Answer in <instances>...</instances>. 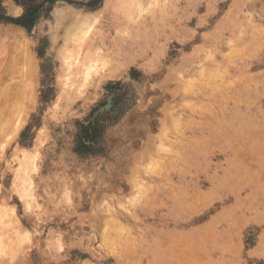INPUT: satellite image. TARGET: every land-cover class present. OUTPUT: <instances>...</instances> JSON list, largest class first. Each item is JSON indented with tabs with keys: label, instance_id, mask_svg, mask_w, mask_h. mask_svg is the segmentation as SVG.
<instances>
[{
	"label": "rangeland",
	"instance_id": "374dc122",
	"mask_svg": "<svg viewBox=\"0 0 264 264\" xmlns=\"http://www.w3.org/2000/svg\"><path fill=\"white\" fill-rule=\"evenodd\" d=\"M15 45L0 264H264V0H0Z\"/></svg>",
	"mask_w": 264,
	"mask_h": 264
},
{
	"label": "bare ground",
	"instance_id": "6f19581e",
	"mask_svg": "<svg viewBox=\"0 0 264 264\" xmlns=\"http://www.w3.org/2000/svg\"><path fill=\"white\" fill-rule=\"evenodd\" d=\"M138 3V2H137ZM142 5V4H141ZM140 5V6H141ZM133 6V5H132ZM143 6V5H142ZM134 7V6H133ZM137 7V6H136ZM135 7V8H136ZM139 8V7H138ZM144 8V7H143ZM138 15V14H137ZM86 28V27H85ZM83 29H84V27H83ZM84 33V32H83ZM78 34H79V32H78ZM75 35H77V34H75ZM83 35H81V37H82ZM76 41V40H75ZM75 44H77V45H79V42H76ZM74 45V44H73ZM72 46V45H71ZM70 46V47H71ZM23 47V46H22ZM25 47V46H24ZM73 47H76V46H73ZM78 47V46H77ZM77 47H76V49H77ZM17 49H19L18 48V46H14V47H12V50L10 51L9 49H8V51H10V53L13 51V50H15V56H14V54H11L12 55V57L9 55L8 56V54L6 55V56H8V58H9V60H7V63H4V64H2V65H0V140L1 139H3L5 136H6V134L8 133V135L10 134V135H12L13 136V130H14V127H16L17 128V126H21L22 124H23V122L25 121V118H26V115L28 114L27 113V109L26 110H24V109H22L24 106L22 105V102L23 101H21V100H23V99H25V97H28L29 98V94L30 93H28L29 92V89L27 88V87H25V85H26V83H24L23 84V82H22V80H21V82L20 81H18L19 80V78H16L17 77V75H16V72L15 71H18L19 72V70H21L22 69V71L23 70H25V69H23V68H21V69H19L18 67H20V65H21V63H19L18 62V64L16 63V61L17 60H15V58L13 59V57H17V55H19L18 54V52L16 51ZM75 48H74V50H76ZM22 51H23V48L21 49ZM26 49H24V52H26L25 51ZM73 50V51H74ZM80 50V49H79ZM70 52H72V49H71V51ZM74 52H76V51H74ZM13 53V52H12ZM16 53H17V55H16ZM73 53V52H72ZM69 54V53H68ZM77 53H75L74 54V56L76 55ZM24 55H26L25 53H24ZM88 55V54H87ZM95 55H96V53H95ZM20 57H21V55H19ZM27 56V55H26ZM65 57H67L66 55H64ZM86 56V55H85ZM93 56V55H92ZM64 57V58H65ZM69 57H71L70 55H69ZM69 57H67V59H69ZM2 58V57H1ZM0 58V59H1ZM85 58H88L87 56L85 57ZM90 58H91V56H90ZM96 58V57H95ZM94 58V59H95ZM25 59V58H24ZM67 59H65L66 61H67ZM76 59V58H75ZM81 59V58H80ZM79 59V60H80ZM100 59V58H99ZM78 60V61H79ZM87 60V59H86ZM86 60H84V61H86ZM2 61V60H1ZM69 61V60H68ZM83 61V60H82ZM81 60H80V62H82ZM90 61V60H89ZM93 61V60H92ZM72 62V61H71ZM71 62H69L68 64H70L71 65ZM25 63H26V59H25V61H24V64H23V66H25ZM65 63V62H64ZM75 64V61L74 62H72V64ZM85 63V62H84ZM87 63H90V62H87ZM86 63V64H87ZM93 63V62H92ZM18 65V67H17V65ZM78 64V63H77ZM80 64H83V63H80ZM85 64V65H86ZM66 65V64H65ZM76 65V64H75ZM92 65V64H91ZM27 66V65H26ZM25 66V67H26ZM67 66H69V65H67ZM82 66V65H81ZM90 66V65H89ZM88 66V67H89ZM66 67V66H65ZM72 67H74V65H72ZM96 67V66H95ZM16 68H17V70H16ZM77 68H79V65H78V67ZM82 68H83V66H82ZM93 68V67H92ZM70 69H71V67H70ZM73 69V68H72ZM94 69V68H93ZM67 70V69H66ZM78 69H76V71H77ZM90 70L91 69H87V72L89 73L88 75H86L87 74V72H86V76L88 77V76H90V73H93V72H90ZM27 71V70H26ZM82 71V69L80 70V72ZM24 72V71H23ZM30 72V71H29ZM71 72V71H70ZM73 72H75V71H73ZM78 72V71H77ZM85 72V71H84ZM22 73V72H21ZM68 73V72H67ZM95 73V72H94ZM17 74H19V73H17ZM24 74V73H23ZM27 74V73H26ZM74 74V73H73ZM76 74H78V73H76ZM81 74V73H80ZM97 74V73H96ZM25 75V74H24ZM24 75L22 76L23 78H24ZM19 76V75H18ZM82 76H84V75H82ZM85 76V77H86ZM92 76H93V74H92ZM71 77H73V75H71ZM21 78V77H20ZM76 78H77V76H76ZM89 78V77H88ZM18 79V80H17ZM28 79V78H27ZM74 80H76L75 78H73ZM71 80H72V78H71ZM74 80H72V82L74 81ZM81 80V79H80ZM85 80V83L84 84H86V82H87V80L86 79H84ZM90 80H91V76H90ZM18 81V82H17ZM71 82V81H70ZM69 82V83H70ZM76 82V81H75ZM88 83V82H87ZM79 84H81V83H79ZM74 85V84H73ZM76 85V84H75ZM78 85H76V87H77ZM82 86V85H81ZM75 87V86H74ZM79 87V86H78ZM30 90H32V89H30ZM21 98H23V99H21ZM19 99H21L20 100V102H21V104L19 105V107L21 106L22 108H20V109H22L23 110V112L21 113V111L19 110V107H17L18 106V102H19ZM31 101H33V100H31ZM24 104H25V102H23ZM26 111V113H24ZM19 132V131H18ZM16 133H17V131H16ZM17 135V134H16ZM15 135V136H16ZM9 137V136H8ZM14 138V137H13ZM5 139V138H4ZM11 140V139H10ZM4 141V140H3ZM2 142V140L0 141V143ZM4 145V144H3ZM8 145V144H7ZM4 150V149H3ZM4 153V152H3ZM4 155V154H3Z\"/></svg>",
	"mask_w": 264,
	"mask_h": 264
},
{
	"label": "snow or ice",
	"instance_id": "6c2138e0",
	"mask_svg": "<svg viewBox=\"0 0 264 264\" xmlns=\"http://www.w3.org/2000/svg\"><path fill=\"white\" fill-rule=\"evenodd\" d=\"M29 127H30V125H29Z\"/></svg>",
	"mask_w": 264,
	"mask_h": 264
}]
</instances>
